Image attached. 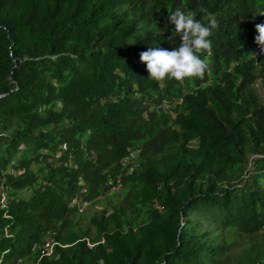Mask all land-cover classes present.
Returning a JSON list of instances; mask_svg holds the SVG:
<instances>
[{
    "label": "trees",
    "instance_id": "obj_1",
    "mask_svg": "<svg viewBox=\"0 0 264 264\" xmlns=\"http://www.w3.org/2000/svg\"><path fill=\"white\" fill-rule=\"evenodd\" d=\"M176 9L217 19L208 68L156 82L140 54L179 47ZM257 24L264 0H0V264H223L226 229L263 232ZM117 177L121 199L80 228L77 202ZM203 221L219 232L199 237ZM45 237L59 245L39 256Z\"/></svg>",
    "mask_w": 264,
    "mask_h": 264
},
{
    "label": "clouds",
    "instance_id": "obj_2",
    "mask_svg": "<svg viewBox=\"0 0 264 264\" xmlns=\"http://www.w3.org/2000/svg\"><path fill=\"white\" fill-rule=\"evenodd\" d=\"M206 11V10H205ZM196 13H187L176 9L168 16L173 24L174 36L181 38L179 47L166 50L161 47H150L140 54V61L146 65L148 78L163 82L165 80L183 81L185 79H202L208 68L205 54L211 55L213 29L218 27L217 19L209 14L207 23L194 19ZM255 42L260 54L264 55V24H257ZM255 58V56L253 55Z\"/></svg>",
    "mask_w": 264,
    "mask_h": 264
},
{
    "label": "rangeland",
    "instance_id": "obj_3",
    "mask_svg": "<svg viewBox=\"0 0 264 264\" xmlns=\"http://www.w3.org/2000/svg\"><path fill=\"white\" fill-rule=\"evenodd\" d=\"M124 9L120 7L119 11ZM149 27L147 23L144 24ZM251 87L254 89V93L260 103H263V91L264 86L259 79H256ZM137 156V163H138ZM255 158V155H249L247 161L241 164V177L247 176V168L249 167L251 159ZM230 183L239 184V181L234 177L230 180ZM224 184V183H222ZM29 194V190L24 189L19 192V196L26 197ZM123 195V190L119 187L116 190L108 191L106 194L99 196L97 199L83 203H78V210L73 218L77 222L80 228L91 226L90 218L98 213L100 210L106 208L110 210V206L118 202ZM190 216H194L193 213ZM196 223V222H195ZM195 233L199 237H203L208 231L211 235H216L219 229L214 224H207L206 222L196 223L194 227ZM226 241L230 243L227 256L223 260V264H264V231L256 234L255 236H248L238 233L232 228H228L224 231ZM49 237H45L48 240ZM9 264H30L28 261L19 262L13 260Z\"/></svg>",
    "mask_w": 264,
    "mask_h": 264
},
{
    "label": "built area",
    "instance_id": "obj_4",
    "mask_svg": "<svg viewBox=\"0 0 264 264\" xmlns=\"http://www.w3.org/2000/svg\"><path fill=\"white\" fill-rule=\"evenodd\" d=\"M139 153V148L137 145L130 147L127 149V154L120 159V165L121 167L124 169V173L125 174H129L133 171V169L137 166V156ZM120 187V180L117 177L115 179V183L111 186L110 191L111 190H116L117 188ZM2 189V188H0ZM75 202V200H73V203ZM83 203H87V202H83ZM5 206V192L3 190H1L0 192V208H3ZM54 244L59 245V243L55 242V241H50L45 240L44 243L39 247V256H48L52 253V247ZM87 245H91L87 242Z\"/></svg>",
    "mask_w": 264,
    "mask_h": 264
}]
</instances>
